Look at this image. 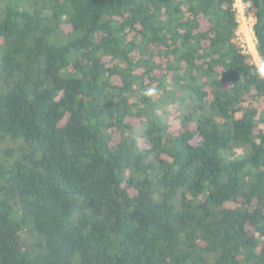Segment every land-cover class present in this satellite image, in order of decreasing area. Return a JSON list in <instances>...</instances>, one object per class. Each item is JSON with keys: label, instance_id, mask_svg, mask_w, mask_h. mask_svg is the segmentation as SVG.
I'll list each match as a JSON object with an SVG mask.
<instances>
[{"label": "trees", "instance_id": "1", "mask_svg": "<svg viewBox=\"0 0 264 264\" xmlns=\"http://www.w3.org/2000/svg\"><path fill=\"white\" fill-rule=\"evenodd\" d=\"M231 5L0 0V264H264V79Z\"/></svg>", "mask_w": 264, "mask_h": 264}, {"label": "clouds", "instance_id": "2", "mask_svg": "<svg viewBox=\"0 0 264 264\" xmlns=\"http://www.w3.org/2000/svg\"><path fill=\"white\" fill-rule=\"evenodd\" d=\"M231 6L236 12L237 19L244 20L245 10L248 7L246 0H232ZM246 19L249 23V27L256 23L255 18L251 15L247 16ZM242 53L245 55H248L250 53L251 67L255 70V73L259 78L264 79V57L258 56L256 54L255 48L253 47L251 41L246 48L242 49ZM157 91L158 90L156 88L150 87L143 91V95L151 97L156 95Z\"/></svg>", "mask_w": 264, "mask_h": 264}, {"label": "rangeland", "instance_id": "3", "mask_svg": "<svg viewBox=\"0 0 264 264\" xmlns=\"http://www.w3.org/2000/svg\"><path fill=\"white\" fill-rule=\"evenodd\" d=\"M238 28H237V39L238 42L243 46V48H246L250 41L255 48V39L253 35L252 25L249 27V23L245 17L244 20H238ZM256 51V50H255ZM257 54V52H256ZM240 150V149H239ZM239 150H237L239 152Z\"/></svg>", "mask_w": 264, "mask_h": 264}]
</instances>
